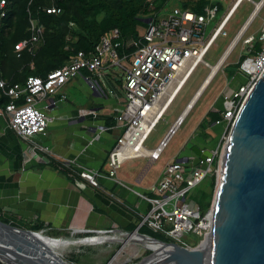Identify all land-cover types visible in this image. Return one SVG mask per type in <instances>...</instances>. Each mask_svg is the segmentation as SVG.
<instances>
[{
    "label": "built area",
    "instance_id": "2783aa9c",
    "mask_svg": "<svg viewBox=\"0 0 264 264\" xmlns=\"http://www.w3.org/2000/svg\"><path fill=\"white\" fill-rule=\"evenodd\" d=\"M245 2L254 4L251 14L216 64H209L205 57L220 36H227V25L237 9ZM190 4L188 8L177 5L167 12L162 9L156 13L155 6L151 3L152 15L148 17L150 22L147 23L143 33L139 32L137 36L124 39L120 30L115 28L108 35L102 36L93 50L78 51L68 63L50 71L45 78L32 75L27 78L25 84H10L0 79V88L9 97V102L0 110V115H7L9 127L20 139L29 141L36 134H45L52 121L46 107L56 104V101L48 102L45 109L38 105L40 101L54 95L70 78L81 74L82 70L102 77L106 66L123 68L125 70L124 104L115 116L116 126L122 128V133L108 153V174L105 175L108 178H115L117 170L130 159L143 157L154 162L161 157L199 90L224 65L236 44L242 41L247 51L239 56L242 59L238 72L246 80L232 87L223 100L224 110L221 117L215 121L216 125H224L223 138L228 128L231 131L245 100L264 72V18L257 38L254 35L243 37L246 30L242 31L246 23L248 22V27L259 13L264 0L257 2L232 0L226 12L214 24L213 20L220 9L218 4L207 2L202 5L201 12L193 10L197 0L190 1ZM5 7L6 0H0V17L6 14ZM45 10L47 13L61 12V9L55 6L47 7ZM30 21L32 34L30 38L21 40L15 45L17 51L23 48L33 51L34 45L42 40L44 27L34 19ZM256 43L259 44V49L255 51ZM125 61L127 65L124 64ZM200 64L210 68L200 89L184 112L177 117L159 145L155 148H147L145 143L152 130ZM86 80L93 89H101L97 80L90 77H86ZM22 96L24 102L18 104L17 101ZM66 98L65 94L60 96L61 100ZM228 138L229 135L222 146L217 145L209 149L211 155L204 159L191 155L167 163L162 176L149 187L147 195L136 192L149 204L147 212L140 215L138 230L144 225L187 248L193 247L181 237L184 234L194 233L199 236L197 245L203 244L211 227V208L205 213L202 212L200 205L188 198V193L202 183L210 172L215 171V163L219 172V163ZM78 173L93 186L99 187L98 179L102 174L98 170L80 167ZM99 235L105 236L108 233H99ZM134 236L131 234V237Z\"/></svg>",
    "mask_w": 264,
    "mask_h": 264
},
{
    "label": "crops",
    "instance_id": "0c3cea01",
    "mask_svg": "<svg viewBox=\"0 0 264 264\" xmlns=\"http://www.w3.org/2000/svg\"><path fill=\"white\" fill-rule=\"evenodd\" d=\"M103 70L102 77L82 70L54 95L40 101L38 105L43 109L51 100L56 101L46 107L52 121L45 134H36L29 141L20 139L9 127L7 115H0V215L13 225L24 228L40 225L41 231L50 235L48 239L54 240H68L69 235L79 233L91 237L108 233L105 236L110 237L106 240L110 243H124V237L138 228L140 215L147 212L149 204L136 192L147 195L165 167L146 180L148 167L136 174L134 170L143 157L135 158L126 161L115 178L105 176L108 174V153L122 133V128L116 126L115 116L123 107L124 91L123 81L113 73V68L106 66ZM86 77L97 80L101 89H93ZM245 80L238 71L233 74L222 101L219 105L216 102L207 113L202 123L203 132L192 137L193 145L208 150L218 145L216 142L222 137L224 125L218 135L213 130L218 141L209 142L207 134L213 132L217 120L211 121L210 117L212 113H217L218 119L221 117L223 100L230 89ZM2 92L0 88V110L3 109ZM62 94L67 98L61 100ZM158 160L150 162L148 159V166ZM80 167L102 174L98 179L99 187L79 175ZM131 242L138 241L124 244ZM84 244H89L87 248L91 251L100 243Z\"/></svg>",
    "mask_w": 264,
    "mask_h": 264
},
{
    "label": "water",
    "instance_id": "95a60500",
    "mask_svg": "<svg viewBox=\"0 0 264 264\" xmlns=\"http://www.w3.org/2000/svg\"><path fill=\"white\" fill-rule=\"evenodd\" d=\"M145 22L149 23L150 18ZM205 86L199 90L191 107ZM190 150L191 155L202 159L211 155L208 149L198 145ZM219 174L205 247L187 248L174 241H161L140 233L137 228L131 234L160 246L135 264H164L167 260L170 264H264V72L230 131ZM131 234L124 237V243L135 240ZM46 238L29 228L0 220V262L73 264L48 245ZM89 238L91 236L79 240Z\"/></svg>",
    "mask_w": 264,
    "mask_h": 264
},
{
    "label": "trees",
    "instance_id": "16d2710c",
    "mask_svg": "<svg viewBox=\"0 0 264 264\" xmlns=\"http://www.w3.org/2000/svg\"><path fill=\"white\" fill-rule=\"evenodd\" d=\"M190 1L193 0L181 1L180 6L188 8ZM167 2L168 0H6V14L0 17V78L10 84H25L32 75L45 78L50 71L68 63L78 51L93 50L101 37L115 28L120 30L124 39L137 36L138 28L146 27L145 20L152 15L151 3L155 6V12L159 13ZM207 2L208 0H197L193 10L203 11L202 5ZM51 6L60 8L61 12L47 13L45 9ZM31 19L44 27L42 40L34 45L33 51L28 48L17 51L15 45L30 38L32 34ZM255 47V51L258 50L259 44L256 43ZM237 71L238 66L234 74ZM8 102L9 97L2 92V108ZM17 102L23 103V96ZM218 116L217 113H212L210 120L214 121ZM215 181L216 177L212 174L207 183V191L203 193L202 201H199L204 213L211 206ZM0 220L10 223L1 215ZM41 228L40 225L30 227L33 231ZM139 231L163 241H174L172 238L158 237L160 233L153 232L144 225ZM70 261L74 262L72 259Z\"/></svg>",
    "mask_w": 264,
    "mask_h": 264
},
{
    "label": "rangeland",
    "instance_id": "374dc122",
    "mask_svg": "<svg viewBox=\"0 0 264 264\" xmlns=\"http://www.w3.org/2000/svg\"><path fill=\"white\" fill-rule=\"evenodd\" d=\"M181 1H186V0H168V2L165 4V6L162 9L164 10V12H167L172 7L177 5L179 6ZM253 1L257 2L259 0H253ZM208 2L212 4H218L220 7L219 11L216 14V17L213 20V24H214L217 23L221 18V16L226 12L232 0H212V1L208 0ZM253 8H254L253 3L245 2L237 9L231 21L227 25L226 28V31L228 33L227 36H220L211 47L207 56L205 57V60L209 64L211 65L216 64V62L222 56V54L228 47L229 43L233 40V38L235 37L241 26L248 19ZM263 18H264V5L259 11V13L254 17V19L248 25V27L245 29L246 31L244 30L245 33L243 37L254 35V37L257 38L260 34V30L263 25ZM144 28L145 26L139 27L138 28L139 32L143 33ZM246 49L247 47L245 44H243L242 41L236 44V46L233 48V50L227 57L224 65L216 72L215 76L210 81V83L205 87V89L203 90V92L201 93V95L193 105L192 109L187 113L182 123L178 126L175 133L169 139L167 146L165 147L160 159L151 166H148L147 163L148 159H144V158L141 159L139 167L135 168L134 170L136 174L142 171L145 167H148L146 180H149L155 175H157V173H159L165 167L167 161L170 163L175 161L177 158L184 157V155L186 154L187 155L191 154L190 149L192 148L193 145L191 141L192 137H194L196 134L199 133L201 134L203 132L202 123L205 120L207 113L212 110L216 102L219 105L220 101H222L223 93L226 91L228 85L233 79L234 70L236 69L237 66L239 69V63L242 59L239 58V56L244 54L247 51ZM124 64L127 65L126 61L124 62ZM112 68H113V73L119 75L120 79L124 81L125 70L120 67H112ZM209 71L210 68L203 64H200L196 67L191 77L185 83V85L183 86V88L181 89V91L173 101V103L170 105V107L164 114L163 118L156 124V126L152 130L148 138V141L145 143V146L147 148L151 149L157 147L160 141L168 133L170 127L172 126L176 118L181 114L187 103L191 100L195 92L201 86L203 80L207 77ZM213 130L218 135V132L222 130V125H215L212 128V131ZM214 131L209 132L207 134L209 142H212V140L215 141L217 139V135L215 136ZM229 131L230 129L228 128L223 138L220 137L219 141L218 139L216 140L218 141L216 142L218 143V145L222 146L225 143L226 138L229 135ZM214 170L215 171H213L212 173L210 172L207 175V177L202 181V183L198 184L189 191L188 198L193 199L200 205L199 201H202L203 193L207 191L208 180L210 179V176L214 174L216 177V181H215L216 183L213 189V197L211 201V205H212L214 195L216 192V186L218 183V177H220L217 165H215ZM127 172L130 173V171ZM201 210L202 212H204L202 208ZM209 210L210 208L207 211ZM27 228L30 229L29 226ZM36 232H38L39 235L45 237L50 236L49 234L41 230ZM144 235H148L151 237V235L149 234H144ZM158 235H159L158 237L166 238V236L163 233L162 234L160 233ZM87 236H91V235L87 233H79L71 236L69 235L68 240H70L71 242L73 241L76 242L79 239ZM181 238L183 241L189 243L190 246L195 245L199 240V236L194 233L184 234L182 235ZM88 245L89 244H84V243L70 244L66 247L58 248L56 251L63 257L64 260L73 264H120L122 262H125V264H135L151 252V249L145 247L143 243H139V242L136 243L131 242L125 245L121 241H116L113 243L104 241L100 243L97 246V248L91 251L88 250L87 248ZM71 259L74 260L75 263L71 262L70 261Z\"/></svg>",
    "mask_w": 264,
    "mask_h": 264
},
{
    "label": "bare ground",
    "instance_id": "6f19581e",
    "mask_svg": "<svg viewBox=\"0 0 264 264\" xmlns=\"http://www.w3.org/2000/svg\"><path fill=\"white\" fill-rule=\"evenodd\" d=\"M238 7V6H237ZM245 28H246V26L242 29V31H244L245 30ZM199 94V93H198ZM197 97V96H196ZM194 102V101H193ZM192 102V103H193ZM191 103V104H192ZM191 104H190V106H189V108L191 107ZM189 108H188V110H189ZM220 175V174H219ZM82 229V228H81ZM100 231V230H99ZM79 237V236H78ZM133 238H135V239H137L140 243H143L144 244V246L145 247H148L149 249H154V250H157L158 249V247L160 246L158 243H155L154 241H152V240H146V239H144V238H142V237H138V236H134ZM108 239H110V237H107V236H92L91 238H89V239H86V240H78V241H73V242H71V241H68V240H54V239H48V238H46V239H44V241L45 242H47L48 243V245H50L51 247H53L54 249H58V248H63V247H66V246H68V245H70V244H82V243H101V242H103V241H106V240H108ZM124 241H126V240H124ZM112 245V244H111ZM205 245H206V240L203 242V244H201L200 246H199V248L200 249H203L204 247H205ZM166 262V263H165ZM164 262V264H170V261L169 260H167V261H165Z\"/></svg>",
    "mask_w": 264,
    "mask_h": 264
}]
</instances>
